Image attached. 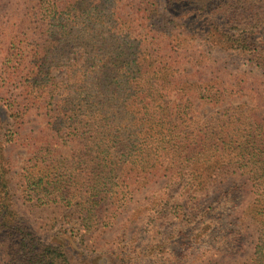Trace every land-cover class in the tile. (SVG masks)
<instances>
[{"label":"trees","instance_id":"1","mask_svg":"<svg viewBox=\"0 0 264 264\" xmlns=\"http://www.w3.org/2000/svg\"><path fill=\"white\" fill-rule=\"evenodd\" d=\"M261 113L264 0H0V264H264ZM154 185L135 220L158 236L104 237Z\"/></svg>","mask_w":264,"mask_h":264},{"label":"rangeland","instance_id":"2","mask_svg":"<svg viewBox=\"0 0 264 264\" xmlns=\"http://www.w3.org/2000/svg\"><path fill=\"white\" fill-rule=\"evenodd\" d=\"M124 9H129L124 7ZM194 72V69L187 64L182 65V75H188ZM53 76L55 78L56 83L59 86H63V80H65V71L63 69L55 70L53 72ZM59 95L56 96V99H58ZM249 101L250 99L247 97H241V98H233L228 100L227 103L223 104L221 107L217 108H203L200 106L199 103H193V107L191 109L192 116L194 119L199 120H205V121H213L216 119H220L222 114L225 113L226 109L229 108H235L238 105L243 104L244 102ZM250 105H254V102H250ZM261 115H264V113H261ZM47 119L44 114L41 115H31L30 116V123L26 125L24 133L26 134H35L37 136H48L50 135L48 131L47 126ZM32 150L25 146L24 144L20 143L16 146H13L11 149V158L14 164V173H13V187L15 191L18 190V184L21 181L23 168L27 164L30 156H31ZM160 187V185H154L150 187L149 189L134 194L132 201L122 210L120 218L116 222V224L113 226L111 231L106 234L104 237H119L117 234L123 233L122 237H124L125 241H150V237L152 238V235H157V229H152L151 234L147 233L144 229V223L142 220H135L136 216V209L144 202L147 198L151 196V194L157 190ZM242 199L239 203L240 208H244L249 202L251 195L249 191L243 190L241 192ZM16 204L18 209L21 211L23 215H25L29 221V224L35 230L39 235L46 238L48 236L47 229L42 226V219L45 218V216L38 215V212H31L29 209L26 208V206L23 203V200L18 194L16 198ZM158 236V235H157ZM144 238L146 240H144ZM193 253L195 250H191L188 247L182 248V253L185 252ZM192 263V260H190V264ZM145 264H154V263H145Z\"/></svg>","mask_w":264,"mask_h":264}]
</instances>
